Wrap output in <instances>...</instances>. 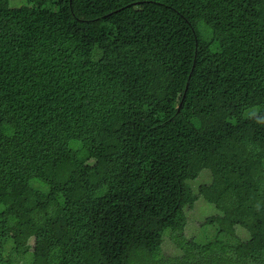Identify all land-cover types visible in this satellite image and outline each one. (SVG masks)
Wrapping results in <instances>:
<instances>
[{"label":"trees","instance_id":"16d2710c","mask_svg":"<svg viewBox=\"0 0 264 264\" xmlns=\"http://www.w3.org/2000/svg\"><path fill=\"white\" fill-rule=\"evenodd\" d=\"M10 1L0 264H264V0ZM181 169L211 181L183 188ZM199 198L224 240L185 237Z\"/></svg>","mask_w":264,"mask_h":264},{"label":"rangeland","instance_id":"374dc122","mask_svg":"<svg viewBox=\"0 0 264 264\" xmlns=\"http://www.w3.org/2000/svg\"><path fill=\"white\" fill-rule=\"evenodd\" d=\"M25 0H12L10 1L9 5L11 7H19L22 5H25ZM262 27L257 24L251 25V30L259 31ZM255 110L250 111L248 114L250 115ZM257 122H261L262 119L258 118L256 119ZM209 173L207 170H204L201 174L193 173L189 170L181 169L178 171V177L182 179V187L186 188L189 187L190 190H196L197 186L203 183H210L211 177L208 178ZM210 176V174H209ZM209 180V181H208ZM214 218L215 225H206L205 219L207 218ZM187 218V226L184 231V235L188 239H194L196 242L203 244L207 243L214 239L224 240L221 235H217L216 231L219 228L226 234L231 233V229L223 224L221 221V217L219 212L214 208L213 205L207 203L202 198L197 199L195 204L192 207V210L190 212H187L186 215ZM221 224L219 226V224ZM64 231V227L61 223H58L56 226L52 229V236L57 237L60 236ZM233 234L241 240H247L249 238V234L243 230L241 227H235L232 228ZM32 233L30 229H18L14 230L13 236L14 239L17 241H24V240H31ZM236 239V238H235ZM32 240L30 241V244H32ZM11 245V244H9ZM46 253V246L40 245L38 252L36 253V258H38L39 263H41L44 260V255ZM180 253L175 246L173 245L171 236L166 232L164 241H163V247H162V254L164 257H172L176 254ZM26 264H31V254H27L26 256ZM214 264H225L223 262H215Z\"/></svg>","mask_w":264,"mask_h":264},{"label":"clouds","instance_id":"9594fccd","mask_svg":"<svg viewBox=\"0 0 264 264\" xmlns=\"http://www.w3.org/2000/svg\"><path fill=\"white\" fill-rule=\"evenodd\" d=\"M262 122H264V121H262Z\"/></svg>","mask_w":264,"mask_h":264}]
</instances>
